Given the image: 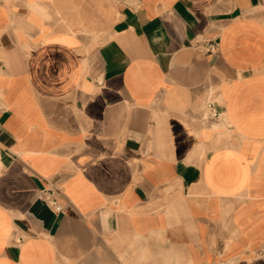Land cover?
<instances>
[{"label": "crops", "instance_id": "obj_1", "mask_svg": "<svg viewBox=\"0 0 264 264\" xmlns=\"http://www.w3.org/2000/svg\"><path fill=\"white\" fill-rule=\"evenodd\" d=\"M263 10L0 0V264H264Z\"/></svg>", "mask_w": 264, "mask_h": 264}, {"label": "built area", "instance_id": "obj_2", "mask_svg": "<svg viewBox=\"0 0 264 264\" xmlns=\"http://www.w3.org/2000/svg\"><path fill=\"white\" fill-rule=\"evenodd\" d=\"M50 203H51V205H53V206H54V204H55V202H54V201H51Z\"/></svg>", "mask_w": 264, "mask_h": 264}, {"label": "rangeland", "instance_id": "obj_3", "mask_svg": "<svg viewBox=\"0 0 264 264\" xmlns=\"http://www.w3.org/2000/svg\"><path fill=\"white\" fill-rule=\"evenodd\" d=\"M263 15H264V10H263Z\"/></svg>", "mask_w": 264, "mask_h": 264}]
</instances>
